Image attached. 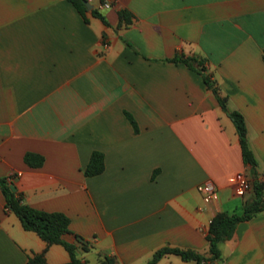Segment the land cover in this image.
Returning a JSON list of instances; mask_svg holds the SVG:
<instances>
[{"label":"crops","instance_id":"0c3cea01","mask_svg":"<svg viewBox=\"0 0 264 264\" xmlns=\"http://www.w3.org/2000/svg\"><path fill=\"white\" fill-rule=\"evenodd\" d=\"M108 1L88 2L104 24L66 0H0V177L12 176L23 203L67 216L61 238L83 264H146L162 246L207 256L210 219L240 214L252 196L235 192L237 174L249 175L228 111L243 117L264 184V0ZM188 56L201 64L189 68ZM92 151L103 170L84 176ZM25 152L42 164L26 165ZM205 182L217 194L207 203L196 190ZM218 248L219 264H264V212ZM40 253L46 264L69 259L24 230L0 190V264Z\"/></svg>","mask_w":264,"mask_h":264},{"label":"trees","instance_id":"16d2710c","mask_svg":"<svg viewBox=\"0 0 264 264\" xmlns=\"http://www.w3.org/2000/svg\"><path fill=\"white\" fill-rule=\"evenodd\" d=\"M66 1L75 8L82 18H84V12L86 10L85 5L83 4L84 0ZM96 1L98 4H101L106 0ZM90 12L92 16L98 18L104 24H106L104 17L96 7L91 8ZM117 16L119 24L122 21L125 24L128 23L130 15L126 10H118ZM170 60L173 62L177 61L175 56ZM182 62L189 68H194L192 63L197 65L201 64V60L194 56L182 58ZM203 80L207 87L211 89L212 93L216 96L220 107L225 110L224 100L216 94V90L213 87L212 82L206 76H203ZM227 115L233 123L239 140L241 159L243 163L248 166L247 171L249 175L252 196L243 202L242 211L240 214H227L225 212H218L210 219L205 232V239L208 245L207 256L198 254L190 249L162 246L152 253L146 264H155L161 257L166 255H176L182 260H193L196 264H219L221 262V255L218 246L221 242L229 239L232 236L237 223L248 220L254 215L264 212V184L257 178V172L255 169L256 162L246 141V129L243 117L237 111H228ZM23 162L30 167H39L43 162V157L36 153L25 152L23 155ZM102 170V153L99 151H92L85 167L82 170L83 175H97L101 173ZM11 180L12 176L0 177V190L4 198L5 209L12 212L18 218L21 227L24 230L34 232L41 240L46 243V245H62L69 256L68 261L62 264H83V261L76 250V246L73 243L65 242L61 238L63 234L69 232V221L67 216L61 212L39 210L23 203L20 197L8 187V183ZM24 264L46 263L43 255L40 253L34 254L27 258ZM101 264H117V262L114 257L104 255Z\"/></svg>","mask_w":264,"mask_h":264},{"label":"built area","instance_id":"2783aa9c","mask_svg":"<svg viewBox=\"0 0 264 264\" xmlns=\"http://www.w3.org/2000/svg\"><path fill=\"white\" fill-rule=\"evenodd\" d=\"M87 1L89 2L90 0H87ZM111 6H113V3L106 0L105 2L101 4H98L97 7L98 9H101V8H108ZM234 184H235V192L237 195H243L244 193H246L247 191L251 189L250 182L246 174L243 172L237 174ZM196 190L201 194V198L203 202L205 203L213 201L217 198V194L213 186L210 183L205 182V183L198 184L196 186Z\"/></svg>","mask_w":264,"mask_h":264},{"label":"water","instance_id":"95a60500","mask_svg":"<svg viewBox=\"0 0 264 264\" xmlns=\"http://www.w3.org/2000/svg\"><path fill=\"white\" fill-rule=\"evenodd\" d=\"M83 4L85 5L86 9H88V10L91 9V7H92L91 4H89L87 0H84ZM74 243L79 247L78 250L81 251L80 246L83 243H85V241L82 240V238H80L79 236H76L75 239H74Z\"/></svg>","mask_w":264,"mask_h":264}]
</instances>
